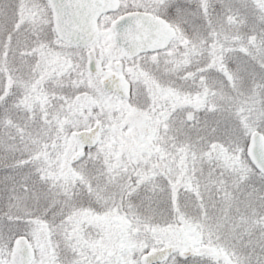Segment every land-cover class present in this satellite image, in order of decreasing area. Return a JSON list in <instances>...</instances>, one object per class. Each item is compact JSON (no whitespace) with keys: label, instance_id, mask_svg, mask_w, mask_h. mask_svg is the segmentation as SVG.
<instances>
[{"label":"snow or ice","instance_id":"1","mask_svg":"<svg viewBox=\"0 0 264 264\" xmlns=\"http://www.w3.org/2000/svg\"><path fill=\"white\" fill-rule=\"evenodd\" d=\"M0 264H264V0H0Z\"/></svg>","mask_w":264,"mask_h":264}]
</instances>
